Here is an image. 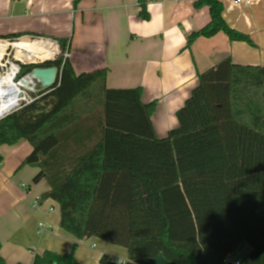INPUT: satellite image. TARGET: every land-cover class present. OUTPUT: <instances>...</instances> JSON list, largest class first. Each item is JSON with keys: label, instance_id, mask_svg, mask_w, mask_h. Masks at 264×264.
Listing matches in <instances>:
<instances>
[{"label": "trees", "instance_id": "16d2710c", "mask_svg": "<svg viewBox=\"0 0 264 264\" xmlns=\"http://www.w3.org/2000/svg\"><path fill=\"white\" fill-rule=\"evenodd\" d=\"M149 2L137 0L146 21ZM193 6L208 7L210 21L187 46L218 33L253 44L226 23L220 0ZM44 42L54 46L44 62L57 68L56 82L0 120V146H32L22 166L40 168L33 182L49 184L41 201L58 203L60 227L77 240L94 235L125 246L129 257L120 264L159 256L175 264H229L244 243L250 251L239 264H264V66L226 58L199 74L178 112L179 129L161 139L152 123L157 102L145 104L141 88H109L101 70L77 75L66 57L69 40L59 41V58L57 44ZM37 67L23 65V73ZM99 263L117 261L103 254ZM32 264L81 263L74 253L44 251Z\"/></svg>", "mask_w": 264, "mask_h": 264}, {"label": "crops", "instance_id": "0c3cea01", "mask_svg": "<svg viewBox=\"0 0 264 264\" xmlns=\"http://www.w3.org/2000/svg\"><path fill=\"white\" fill-rule=\"evenodd\" d=\"M73 1L0 0V36L19 34L37 45L50 40L60 53L59 41L69 40L77 75L101 70L107 87L141 88L145 104L157 102L152 123L161 139L179 129L178 112L198 87L199 74L226 58L264 66V0L250 5L220 0L226 23L253 44L218 33L200 37L190 47L188 36L210 21L209 8L196 10V0H150L147 21L139 15L137 0H84L77 8ZM31 151L24 140L0 146V254L6 264H32L35 254L44 251L74 253L81 264H100L103 254L125 263V246L94 235L77 240L60 227L58 203L41 201L49 184L45 179L33 182L40 168L22 166ZM237 251L235 263L250 247L244 243ZM137 263L175 264L163 256Z\"/></svg>", "mask_w": 264, "mask_h": 264}, {"label": "built area", "instance_id": "2783aa9c", "mask_svg": "<svg viewBox=\"0 0 264 264\" xmlns=\"http://www.w3.org/2000/svg\"><path fill=\"white\" fill-rule=\"evenodd\" d=\"M253 1L235 0L238 4L244 3L246 5H250ZM21 40L20 38L13 39L10 42L1 40V42L7 44L6 48L8 51L6 50L0 59V104L6 101L10 104V108L0 115V120L22 107L31 104L38 98L37 93L39 91L40 80L32 75L33 70L24 74L23 65H31L43 61L35 58L36 60L34 61L24 62L23 59L17 57L14 44L20 43ZM27 41L34 42L31 38ZM58 56L55 58L60 57ZM66 57L70 59V54H66ZM12 91L16 93H12ZM235 264H239V262Z\"/></svg>", "mask_w": 264, "mask_h": 264}, {"label": "bare ground", "instance_id": "6f19581e", "mask_svg": "<svg viewBox=\"0 0 264 264\" xmlns=\"http://www.w3.org/2000/svg\"><path fill=\"white\" fill-rule=\"evenodd\" d=\"M25 43L27 42L20 41V43L14 44V48L16 49V53H17L16 55H19L20 57L29 56L30 58L33 57L34 59L39 58L43 62L50 60L52 58L54 52L52 53V49L48 45L49 43L44 42V44H40V45L31 42H28L27 44ZM1 44H3L5 48L4 50L0 51V59L1 56L4 54V52H6L7 50L6 48L7 44L6 43H1ZM12 93H16V92L12 91ZM9 108H10V104L6 101L0 104V115H2Z\"/></svg>", "mask_w": 264, "mask_h": 264}, {"label": "water", "instance_id": "95a60500", "mask_svg": "<svg viewBox=\"0 0 264 264\" xmlns=\"http://www.w3.org/2000/svg\"><path fill=\"white\" fill-rule=\"evenodd\" d=\"M47 63L48 62L35 63V65H38L39 67L34 68L32 71V75L40 80L41 87L46 89L52 87L55 84L58 75L57 68L45 66Z\"/></svg>", "mask_w": 264, "mask_h": 264}, {"label": "rangeland", "instance_id": "374dc122", "mask_svg": "<svg viewBox=\"0 0 264 264\" xmlns=\"http://www.w3.org/2000/svg\"><path fill=\"white\" fill-rule=\"evenodd\" d=\"M20 39H23V37H21ZM1 40H4V41H6V42H10L11 40H13V39H3V38H0V42H1ZM25 44H27V43H25ZM46 44V43H45ZM48 45H50V44H48ZM51 46V45H50ZM4 48H5V46L3 45V44H0V51H2V50H4ZM55 50H56V47H55ZM56 54V53H55ZM54 53H53V55H52V57L55 55ZM60 52H59V56H60ZM58 56V57H59ZM17 57H19V58H21V59H23V61L24 62H26V61H34L35 59L33 58V57H29V56H23V57H20L19 55H17ZM52 59V58H51ZM41 85H39V87H40ZM242 250V249H241ZM241 251H236V252H234L230 257H229V259H230V261L232 262V264H234L235 263V261L238 259V257H239V255L241 254L240 253Z\"/></svg>", "mask_w": 264, "mask_h": 264}, {"label": "clouds", "instance_id": "9594fccd", "mask_svg": "<svg viewBox=\"0 0 264 264\" xmlns=\"http://www.w3.org/2000/svg\"><path fill=\"white\" fill-rule=\"evenodd\" d=\"M120 261H121V257H119V259L117 261V264H120Z\"/></svg>", "mask_w": 264, "mask_h": 264}]
</instances>
